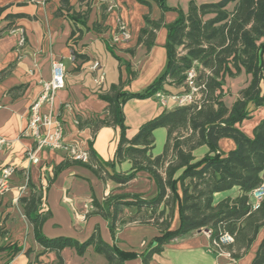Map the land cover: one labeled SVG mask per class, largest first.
Instances as JSON below:
<instances>
[{
    "label": "crops",
    "instance_id": "1",
    "mask_svg": "<svg viewBox=\"0 0 264 264\" xmlns=\"http://www.w3.org/2000/svg\"><path fill=\"white\" fill-rule=\"evenodd\" d=\"M196 1L200 4L217 0ZM70 2L81 8L80 0ZM166 2L169 9L163 11L155 1L147 6L137 0H92L89 29L74 41L71 22L64 15L56 14L61 0H0V74L7 70L0 75V137L6 140L0 145V179L4 167L15 169L10 186L4 190L0 188V227L7 231L1 242L22 248L14 255L1 251L0 264H108L103 254L92 249L84 255L74 247L64 248L60 256L55 251L44 252L20 201L33 191L41 193L38 210L50 212L42 227L47 237L70 236L84 241L98 227L104 241L120 250L138 254L125 264H143L141 254L151 244H156L161 231L151 223L126 222L117 229L114 237L107 217L91 204L96 200L105 205L107 198L114 194H137L144 199L156 197L158 185L147 171H139L128 183H119L109 176L101 178L91 167L72 159L63 149H41L37 152L39 162L32 163L27 159L26 151L33 146V140L24 131L30 104L41 92L42 82L51 78L53 63L61 61L66 70L65 87L56 93L51 103L43 106V112L63 122L67 143L88 150L93 148L96 157L92 156L91 162H111L110 173L131 171L129 160L115 161L120 128L108 122V102L102 95L121 82L124 90L142 93L163 73L168 59L166 25L176 21L179 11L188 12L190 0ZM146 15L163 22L151 49L138 43ZM96 22L102 23L104 30L96 31ZM121 24L128 27L132 38L113 44L112 35ZM16 27L26 32L27 41L22 47L17 46L18 36L12 32ZM73 50L84 57L73 58ZM95 60L101 64L97 70L91 68ZM250 80L251 75L245 70L234 77L226 76L224 100L229 107ZM165 88L166 93L179 90L168 84ZM174 105L170 102L163 106L156 96L127 100L123 112L128 137H132L143 123ZM263 118L264 105L256 107L238 126L252 137ZM100 119L108 123L93 132V123ZM154 139L161 144L159 151L155 152L156 146L153 150V154L158 155L167 141V129H156ZM235 147L232 138L219 140V149L224 154ZM208 152L207 145L198 147L193 152L195 160L202 159ZM239 192L238 187L218 192L215 201L235 197ZM251 202H254L253 196ZM172 212L171 229H177L180 226L178 207L175 206ZM263 238L264 227L250 248L239 258H233L229 252L213 248L210 236L204 231L195 232L167 243L163 251L153 255L150 264H252Z\"/></svg>",
    "mask_w": 264,
    "mask_h": 264
},
{
    "label": "trees",
    "instance_id": "2",
    "mask_svg": "<svg viewBox=\"0 0 264 264\" xmlns=\"http://www.w3.org/2000/svg\"><path fill=\"white\" fill-rule=\"evenodd\" d=\"M137 1L147 6L155 1L163 11L169 9L166 0ZM80 4L81 8H76L70 0H61L56 11L71 22L74 41L89 29L92 0H80ZM179 12L176 21L166 25L168 59L163 73L142 93L124 90L121 82L102 95L108 102V122L120 128L115 161L129 160L131 171L110 173L111 162H91L92 156L96 157L92 147L88 162L76 160L91 167L101 178L109 176L119 183H128L141 170L147 171L156 181L159 192L152 199L137 194H114L107 198L105 205L96 200L91 203L97 212L107 217L114 237L126 222L151 223L160 229L156 244H151L141 254L143 264H150L153 255L163 251L172 240L203 230H211L213 248L239 258L264 227V199L254 208L250 196L264 180V118L255 127L252 137L238 126L256 107L264 105V0H217L200 4L190 0L188 12ZM145 23L138 43L151 49L163 22L146 15ZM94 29L104 30L100 22L94 24ZM73 55L75 59L84 57L76 50ZM242 70L251 75V80L229 107L224 100L225 78L237 76ZM167 84L179 89L178 94L193 92V100L166 107L128 137L123 105L131 98L167 92ZM106 122L105 119L94 122L93 132ZM161 127L167 129V141L162 153L154 155V131ZM223 137L232 138L236 143L227 154L219 149V140ZM202 145H207L209 152L195 160L193 152ZM234 187L240 190L237 196L215 201L216 193ZM20 201L44 252L55 251L60 256L64 248L74 247L84 255L92 249L103 254L108 264H125L126 260L138 255L104 241L98 227L84 241L70 236L47 237L42 227L50 212L38 210L41 193L33 191ZM175 206L180 226L171 229ZM225 233L231 234L234 240L222 243ZM6 234L7 231L0 227V252L6 250L14 255L22 248L2 243ZM215 241L219 245H214ZM252 264H264V238Z\"/></svg>",
    "mask_w": 264,
    "mask_h": 264
},
{
    "label": "built area",
    "instance_id": "3",
    "mask_svg": "<svg viewBox=\"0 0 264 264\" xmlns=\"http://www.w3.org/2000/svg\"><path fill=\"white\" fill-rule=\"evenodd\" d=\"M12 32L18 36L17 46H24L27 41L25 30L16 27ZM131 38L132 34L128 27L121 24L113 33L111 40L113 44H119L128 42ZM100 67L101 64L98 60H95L91 66L93 70H97ZM65 75L66 70L63 63L61 61H55L52 67L51 78L42 82L41 92L30 104L28 124L24 133L33 140V146L26 151V157L32 163L39 162L37 152L41 149H63L67 151L69 156L74 160L83 162H88L89 160L90 154L88 149H83L78 144L67 143L65 141V126L63 122L59 118L52 116L50 113H45L42 110L43 106L51 103L56 93L65 87ZM192 76L193 73H189V77L191 78ZM155 96L163 106H168L170 102H174L175 104H186L193 100V92L178 94L159 91ZM5 142V138L0 137V145ZM14 172L15 169L11 166L3 168L0 179V188L2 190L10 186V179ZM251 196L254 198V202H252L253 207L257 208L264 199V180L260 186L251 192ZM203 231L210 236L211 230ZM233 240L234 237L229 233H225L221 237L222 243H229ZM213 244L219 245L216 241Z\"/></svg>",
    "mask_w": 264,
    "mask_h": 264
},
{
    "label": "rangeland",
    "instance_id": "4",
    "mask_svg": "<svg viewBox=\"0 0 264 264\" xmlns=\"http://www.w3.org/2000/svg\"><path fill=\"white\" fill-rule=\"evenodd\" d=\"M155 146H156V148H157V150L155 151V152H157V151H159V149L161 148V144H160V141L159 140H156V142H155ZM154 150V149H153ZM163 151V150H162ZM161 151V152H162ZM173 213V212H172Z\"/></svg>",
    "mask_w": 264,
    "mask_h": 264
}]
</instances>
